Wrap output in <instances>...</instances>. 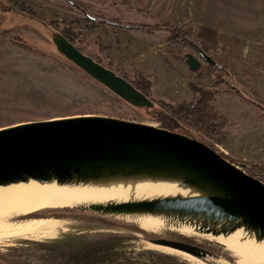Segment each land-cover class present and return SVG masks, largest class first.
Here are the masks:
<instances>
[{
    "label": "rangeland",
    "instance_id": "obj_1",
    "mask_svg": "<svg viewBox=\"0 0 264 264\" xmlns=\"http://www.w3.org/2000/svg\"><path fill=\"white\" fill-rule=\"evenodd\" d=\"M0 1L11 8L26 5L41 22L48 24L78 22L77 30L86 34V40L78 43L87 47L85 54L111 60V70L130 80H134L136 72L150 77L152 96L156 100L190 102L192 84L203 81L214 85V72L210 73L207 66H203L200 74L191 72L184 62L186 48L167 43L163 31L148 33L94 25L79 9L63 0ZM72 1L92 16L101 14L124 25L162 27L170 23L187 31L193 39L189 46L195 43L194 48L204 47L220 65H228L233 84L264 104V0ZM8 7L0 6V129L79 115L150 124L140 112L50 52L47 32L41 22L28 14L17 16L7 11ZM138 10H143L145 15ZM51 29L62 33L55 27ZM17 43L31 50L19 48ZM99 44L103 47L101 50ZM144 90L148 91V87ZM239 98L220 94L212 106L215 111L221 110L225 116L222 119L228 120L229 131L243 132L256 125L264 134V116L250 113L260 109ZM196 135L197 140L221 151L218 144L224 136L204 132ZM255 145L249 151L259 152L260 145ZM247 147L239 145L235 152H248ZM256 174L264 179V173ZM55 215L66 217L56 219L60 220L59 230L3 239L0 259L13 264H239L240 261L239 255H222L217 261L189 259L156 249L147 241L160 233L207 239L194 232L168 230L155 224L140 229L129 223L117 224L84 215ZM25 218L19 216L14 221L34 220Z\"/></svg>",
    "mask_w": 264,
    "mask_h": 264
},
{
    "label": "water",
    "instance_id": "obj_2",
    "mask_svg": "<svg viewBox=\"0 0 264 264\" xmlns=\"http://www.w3.org/2000/svg\"><path fill=\"white\" fill-rule=\"evenodd\" d=\"M42 25L54 51L92 81L140 113L155 108L127 79L81 52L62 33ZM196 51L199 58L184 54L191 72L200 74L202 61L221 67L200 47ZM42 182L174 188L150 193L146 199L81 201L28 216L84 215L140 229L146 223L168 230L191 229L209 239L203 242L206 246L228 256L238 254L220 241L254 237L264 245V182L197 138L152 124L79 115L1 128L0 188ZM147 241L200 260L216 259L212 251L177 241Z\"/></svg>",
    "mask_w": 264,
    "mask_h": 264
},
{
    "label": "trees",
    "instance_id": "obj_3",
    "mask_svg": "<svg viewBox=\"0 0 264 264\" xmlns=\"http://www.w3.org/2000/svg\"><path fill=\"white\" fill-rule=\"evenodd\" d=\"M9 1H14V0H9ZM63 1H66L72 4L73 6H75L77 9H79V11L85 16V18L89 21H92L94 25L97 24L111 25L116 28L122 27L131 30L138 29L148 33L163 31L166 34L165 39L167 43L179 44L182 45L184 48H187L189 46L188 45L189 42H192L193 40L187 31L182 30L181 28L174 26L170 23H165L162 27L159 25L144 26L141 24L124 25L119 23L120 21H118L117 19H109L101 14L92 16V14H90L86 8L74 3L72 0H63ZM15 2L18 1L15 0ZM0 6L8 7L1 1H0ZM7 9H8L7 11L13 12L17 16L19 15L27 16L28 14L31 19H36L37 21L41 22V20L36 16L35 12L26 5H23L22 7L19 8H16L15 6L12 8L8 7ZM138 11L141 14L145 15V12L143 10H138ZM41 23L45 24L49 28L55 27L58 30H60L71 43H73L81 52L85 53V49L87 47L79 46L78 43L80 40L83 42L86 40V34L82 30H77V27L79 26L78 22H73V23L64 22L63 24L57 22H53L49 24L46 22H41ZM61 26H63V29L61 28ZM48 44L49 46L47 48L50 52H52L54 55H57L61 60L67 62L63 57L59 56L54 51V47L49 41ZM17 46L25 50H31L30 47H27L23 43H20ZM102 48L103 47L99 44V49L101 50ZM201 48L207 54L211 55L206 48L204 47ZM92 57L98 63L102 64L103 66L109 69H112L111 60H105L104 58H98L95 56ZM70 66L73 67L72 64H70ZM220 66L221 67L208 66V69L211 70L210 73L214 72L215 87L214 88L206 87L201 83L192 84L191 87L193 88L192 91L193 99L190 102H183V103H174L165 100L154 99L152 96L153 94L151 90L150 77H145L140 72H136L134 80H130L124 75L121 76L127 79L129 82H131L138 90H140L142 93L147 95L155 103L156 106L153 110H144L143 112H141V114L148 123L156 125L163 129H167L169 131L185 134L189 137H194V138H197L196 134L200 132L201 133L204 132L208 135L211 133H215L219 136L220 135L224 136L226 134L223 133V131L226 129L228 125V121L219 117L216 111L214 110L215 108L212 106V103L215 101L218 95L224 94L229 90L232 93L237 94L239 97L248 100L249 102L256 105L258 108H260L263 111H264V104L250 97L247 93L243 91V89H241V87L238 84H233L234 78L228 72V68L222 65ZM145 86L148 87V91L144 90ZM231 86H236V89L230 88ZM225 87L228 89H223ZM210 147L215 149L222 156L228 158L226 154L214 148V146H210ZM230 160L233 163L243 165L245 167V171L249 175L254 176L264 182V179L258 177V175L256 174L257 172L264 173V165L260 166L255 163H251L243 160H232V159ZM25 219H66V217L56 216V215L55 216L32 215V216H27ZM0 264H13V263H10L4 259H0Z\"/></svg>",
    "mask_w": 264,
    "mask_h": 264
},
{
    "label": "bare ground",
    "instance_id": "obj_4",
    "mask_svg": "<svg viewBox=\"0 0 264 264\" xmlns=\"http://www.w3.org/2000/svg\"><path fill=\"white\" fill-rule=\"evenodd\" d=\"M166 187L156 184L132 183L108 186H76L65 183L50 184L49 182L14 184L3 187L0 188V241L12 237L50 234L59 228L60 220L34 219L23 223L15 222V218L19 216H28L41 210L81 201L107 204L110 201H130L132 197L146 199L151 196L150 193L174 188ZM146 225L150 227L153 224L146 223ZM183 231L193 232L191 229H184ZM220 243L240 256L239 264H264V245L254 237L220 241ZM152 247L194 259L187 254L169 248L155 245Z\"/></svg>",
    "mask_w": 264,
    "mask_h": 264
},
{
    "label": "crops",
    "instance_id": "obj_5",
    "mask_svg": "<svg viewBox=\"0 0 264 264\" xmlns=\"http://www.w3.org/2000/svg\"><path fill=\"white\" fill-rule=\"evenodd\" d=\"M222 66H225L229 69L228 65H222ZM197 83H201V84L205 85L206 87H213V88L215 87V84L213 86H211V84H206L203 81H197ZM223 95L234 96V97L239 98V96L237 94L230 93V92H226ZM239 99L242 102L245 101L246 104H248V103L251 104L249 101H246L242 98H239ZM214 103H217V97H216ZM216 111H217L216 113L218 114V116H220L222 118L225 117L223 115V113L221 112V110L219 111L217 108ZM250 113L252 115L264 116V111L261 109L259 111H250ZM252 127L253 128H251L250 130H245L243 132H231L226 128L223 131V133H225L226 135H224L223 138L222 137L220 138L221 142L218 145H219L221 151L224 154H226L227 156H229L231 159H241L243 161L253 162L257 165H263L264 164V134L261 133L259 131V129H257V128H259L258 126L256 127V125H253ZM256 143H257V145H260L259 146L260 151L254 152L253 149H251L249 151V149L252 146H254ZM239 145H245V147L248 146L247 148H245L246 150H248V152L242 153V151H241L240 153H236L235 149H237L239 147Z\"/></svg>",
    "mask_w": 264,
    "mask_h": 264
},
{
    "label": "flooded vegetation",
    "instance_id": "obj_6",
    "mask_svg": "<svg viewBox=\"0 0 264 264\" xmlns=\"http://www.w3.org/2000/svg\"><path fill=\"white\" fill-rule=\"evenodd\" d=\"M196 50H197V48L189 46L188 48H186V53H192L196 57L199 58V54ZM202 63H203V66H207V67L209 66L204 61H202ZM230 88L236 89V86H231ZM153 239H164V240H170V241H177V242L184 243L187 245H192V246H196L199 248L207 249V250L212 251L216 254V259H213V261H217L218 258L222 257L221 251H218L217 249L212 248V247H208L203 243L204 241H208L209 239H199L195 235L160 233L158 235H154ZM209 260H211V259H209Z\"/></svg>",
    "mask_w": 264,
    "mask_h": 264
}]
</instances>
